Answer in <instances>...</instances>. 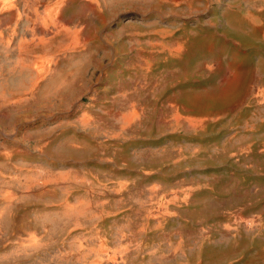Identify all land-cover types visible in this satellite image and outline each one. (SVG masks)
Masks as SVG:
<instances>
[{
    "label": "rangeland",
    "instance_id": "rangeland-1",
    "mask_svg": "<svg viewBox=\"0 0 264 264\" xmlns=\"http://www.w3.org/2000/svg\"><path fill=\"white\" fill-rule=\"evenodd\" d=\"M0 264H264V0H0Z\"/></svg>",
    "mask_w": 264,
    "mask_h": 264
}]
</instances>
